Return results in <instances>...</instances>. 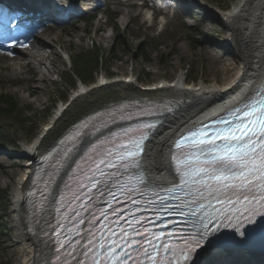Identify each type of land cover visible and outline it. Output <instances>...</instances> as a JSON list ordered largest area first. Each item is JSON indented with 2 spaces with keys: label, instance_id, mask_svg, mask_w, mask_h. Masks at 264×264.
I'll return each instance as SVG.
<instances>
[{
  "label": "rangeland",
  "instance_id": "1",
  "mask_svg": "<svg viewBox=\"0 0 264 264\" xmlns=\"http://www.w3.org/2000/svg\"><path fill=\"white\" fill-rule=\"evenodd\" d=\"M233 1L106 0L97 11L92 12L95 17L91 25H84L79 19H73L66 25L48 24L41 30L40 37L49 45L45 49L42 69L48 67L51 75L48 79H40L35 85L29 79L36 76V71L14 63L16 49L0 52V90L15 95L24 108H31L25 114L30 120L24 127L11 128L10 121L0 122V190L8 191L7 209L0 212V264H15L21 248L10 195L12 198L18 179L30 173L27 166L31 164L22 153L23 147L39 141V146L47 147L82 114L123 95H159L160 91L145 90L171 83L179 73L185 74L188 86L197 80L213 82L215 76L220 78L219 72H209L205 65L206 53L201 47L212 45L222 60H236L235 52L226 43V25L219 21L214 10L217 6L229 10ZM92 4L94 2L88 6ZM160 7H163L162 10ZM158 13L163 16L151 20ZM107 14L115 17L113 21L124 28L123 33L114 32ZM204 22H209V25ZM91 42L105 50L106 58L85 94L77 95L79 86L68 92L65 88L59 89L58 75L67 68L70 56L90 47ZM156 44H159L157 49L153 47ZM137 52L145 54L148 61L137 58ZM28 60L34 61L32 65L36 63L32 57ZM4 65H8V68H1ZM101 76L106 77L104 80L107 84L97 83ZM226 82L219 85L223 86ZM34 86L38 90L34 95H29V90ZM60 91L66 93L63 102H57ZM59 108L64 110L61 114L56 112ZM208 253L204 257V264L213 251ZM241 255L245 261L240 264L254 261L247 253Z\"/></svg>",
  "mask_w": 264,
  "mask_h": 264
},
{
  "label": "snow or ice",
  "instance_id": "2",
  "mask_svg": "<svg viewBox=\"0 0 264 264\" xmlns=\"http://www.w3.org/2000/svg\"><path fill=\"white\" fill-rule=\"evenodd\" d=\"M253 92L254 97H245L247 103L241 101L240 106L228 112V115L233 117L231 123L236 124L234 129L230 128L229 122L222 118L216 123L223 124L224 128L216 129L212 137L204 135V129L208 127L204 125L203 128L181 136L175 142L172 159L175 171L179 174V183L167 191L169 199L176 203L172 205L169 200L159 198L158 207L153 211L186 217L185 223L195 228L191 243L197 247L202 241H209L212 235L209 225L224 213L225 207L228 213L224 215V219L230 224L234 222L233 226L241 236L245 234L242 230L245 223H252V218L257 214L264 215V90L254 88ZM242 113L245 119L237 123L236 117ZM84 128L87 129L88 125L85 124ZM135 135V132L125 133L127 143L113 144L112 148L116 151L105 148L104 143L101 142L100 151L94 153L93 167L81 170V175L88 180L89 185L97 184L98 178L94 175L95 172L104 175L101 165L116 166L112 157L119 160L121 167H127L129 161L136 159L137 153L142 152L143 148ZM140 135L143 138V134ZM217 140L219 143L216 142ZM96 148L97 145H92L89 151ZM69 153L70 149H65L64 157ZM77 187L83 191V187L86 186L78 184ZM96 191L101 198L104 195L114 198L113 192L107 185L105 191L101 192L98 186ZM85 194L90 196L89 203H91V199L95 197L90 193ZM102 215L107 216V213ZM132 232H138V227L132 228ZM120 237L124 238V243L118 251L113 250L116 249L115 242L109 243L107 247L100 243L105 240L103 233L99 237H96L95 233H90L88 243L77 242L75 247L71 239L68 240L67 246L58 240L60 247L56 249L57 264H68L69 257H74L76 264H89V257L91 264H112L113 257H119L115 260V264H162L160 251L147 237H142L143 242L148 244L152 251L142 247L134 238L124 237L123 232L120 233ZM107 239L112 240V237L109 236ZM133 245V251L138 254L136 257L132 256L131 251L126 250ZM66 247L71 248V251H65L64 256L61 257L60 252ZM97 248L100 251H97ZM160 248H163L164 255L169 257L167 264H173V259L179 264L173 248L166 243L161 244ZM105 253L110 255H105L104 260L100 261V256ZM139 255L143 256L142 261ZM179 255H185L183 249L180 250ZM80 257H83V260Z\"/></svg>",
  "mask_w": 264,
  "mask_h": 264
},
{
  "label": "bare ground",
  "instance_id": "3",
  "mask_svg": "<svg viewBox=\"0 0 264 264\" xmlns=\"http://www.w3.org/2000/svg\"><path fill=\"white\" fill-rule=\"evenodd\" d=\"M231 5L229 10H224L219 15V21L226 25L228 31L226 43L230 50L235 52L236 60L234 62L222 60L221 55L215 52L212 45L201 47L206 53L205 65L209 72H219L220 78L215 76L213 82H206L205 79L197 80L188 86L185 82V74L179 73L171 83L165 86L160 84L157 88H153L154 91L161 92L153 96L154 98L178 100L170 111L158 116V123L148 134L140 155L139 161L143 175L155 185L170 184L174 180L171 154L172 140L176 135L194 122L212 117L243 99L264 75V0H234ZM204 24L209 25V22ZM34 25L37 26V24ZM41 34V31L28 34L30 44L27 48L30 50L27 51V48L18 50L13 59L14 63L17 62L20 67L32 68L36 71V76L29 79L32 85L42 78H50L51 75L48 67H45V70L42 69L45 49L49 45L40 37ZM31 57L36 62L34 65L31 64L34 61L28 60ZM1 68L6 69L8 65ZM224 81H227L226 84L220 86L219 83ZM37 90L34 86L29 90V95H34ZM35 97L38 98V95ZM42 151L43 148L36 142L25 145L22 153L29 155L30 158ZM31 162L32 159L30 164ZM27 170L33 172V165L27 166ZM27 176L30 174L18 179L12 198L10 195L18 242L21 245L15 264H41L50 253V249L39 229L35 230V233L28 229L29 214L25 212L24 201L25 191L29 186ZM209 251H211L210 248L202 249L199 252V258L205 257ZM254 256L258 261L264 260V253L254 254ZM217 257L212 255L210 260L219 264L234 260ZM194 264H199V261Z\"/></svg>",
  "mask_w": 264,
  "mask_h": 264
},
{
  "label": "trees",
  "instance_id": "4",
  "mask_svg": "<svg viewBox=\"0 0 264 264\" xmlns=\"http://www.w3.org/2000/svg\"><path fill=\"white\" fill-rule=\"evenodd\" d=\"M85 21V25H89L91 23L89 20ZM118 31V27L115 26V32L117 33ZM157 47H155V49H157ZM105 55V50H102L100 46L93 42H91L90 47L82 48L80 51L76 52V54L70 58L69 69L62 71L59 89L63 90L65 88L66 92H68L70 89L77 86L79 82L84 84L92 83L95 73L105 61ZM136 55L137 58H140L145 62L148 61L147 57L142 52H137ZM192 80H195V78ZM65 97L66 93L60 91L58 99H65ZM30 109L31 108L29 106L27 109L21 106L15 95L7 91L0 90V122H3L4 120L10 121L9 125L11 128L24 127L26 122L30 120V118L25 115L31 111ZM28 116H31V114ZM7 192V190H0V212L7 209Z\"/></svg>",
  "mask_w": 264,
  "mask_h": 264
}]
</instances>
